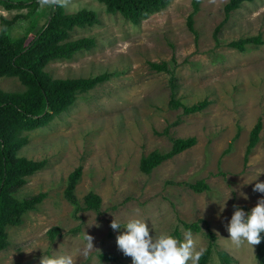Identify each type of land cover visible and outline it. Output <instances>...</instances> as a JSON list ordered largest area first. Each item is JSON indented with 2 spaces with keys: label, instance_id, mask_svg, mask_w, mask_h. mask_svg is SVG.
<instances>
[{
  "label": "rangeland",
  "instance_id": "1",
  "mask_svg": "<svg viewBox=\"0 0 264 264\" xmlns=\"http://www.w3.org/2000/svg\"><path fill=\"white\" fill-rule=\"evenodd\" d=\"M228 1L202 0L193 16L194 31L187 25L190 0H171L137 25L107 13L97 0H71L75 8H64L96 12L97 24L76 28L70 35L92 36L95 46L70 59L52 60L45 70L59 78L103 72L109 77L79 94L49 124L25 133L28 142L18 154L47 162L27 177L16 196L39 192L46 196L22 215L19 224L6 228L0 264H41L43 256L75 254L84 245L85 231L94 237L97 249L87 259L79 257L78 264H132L116 243L125 229L113 230L111 222L115 217L123 224L137 214L147 217L153 237L171 232L183 239L181 229H187L182 222H195L199 230L192 233L198 247L205 248L207 233L212 232L208 264H222L218 250L227 252L233 264H259L256 245L234 246L227 225L234 205L250 212L264 197L253 190L257 180L264 182V172L255 179L264 171V43L247 44L241 51L228 42L256 35L264 39V0L244 1L226 16ZM50 8L40 4L38 11L44 13L39 24ZM26 13L27 9L0 6V22L15 16L10 34L20 35L29 22L19 14ZM150 62H165L167 69L157 71ZM171 83L182 103L206 98L209 104L190 114L173 108ZM0 88L12 91L23 86L14 77H0ZM258 118L260 138L245 160L249 131ZM188 136L196 138L192 147L148 174L140 170L142 156L166 151L171 138ZM78 165L82 174L75 195L82 203L87 192L98 194V211L74 213L64 197L67 176ZM200 179L208 185L201 192L186 184ZM52 227L59 229L58 234L48 233ZM99 253L113 258L100 259Z\"/></svg>",
  "mask_w": 264,
  "mask_h": 264
},
{
  "label": "trees",
  "instance_id": "2",
  "mask_svg": "<svg viewBox=\"0 0 264 264\" xmlns=\"http://www.w3.org/2000/svg\"><path fill=\"white\" fill-rule=\"evenodd\" d=\"M104 5L105 11L119 14L132 24H139L165 8L171 0H97ZM192 11L187 17V25L193 28V16L200 9L202 0H190ZM244 1L229 0L224 5L227 16L230 11L238 8ZM40 0H0V6L5 10L27 9L26 14L19 17L27 18L29 24L17 36L10 34V27L17 18H1L0 22V77H14L23 88L21 90H3L0 88V250L7 245V231L9 225L21 222L22 215L35 208L46 196L45 192L18 198L16 192L27 182V177L33 175L46 165L45 159L34 160L19 155L18 151L28 142L26 132L49 124L57 115L67 110L77 96L94 88L97 84L108 79L106 72L88 77H53L45 70L52 60L70 59L74 54L89 50L95 46L92 36L70 39L71 32L76 28L90 27L99 22L95 11L81 8L75 12H66L64 7L51 6L44 21L39 20L44 11H38ZM264 39L260 35L249 36L228 42L230 47L244 50L247 44H262ZM150 67L157 71L166 70V63L150 62ZM172 80V78H171ZM169 103L173 108L181 107L183 113L190 114L203 110L208 99H202L191 105L182 103L175 98L174 84ZM262 120L258 118L249 131L248 143L245 148L244 159L252 152L260 138ZM171 147L166 151L153 150L141 157L139 168L143 173H150L152 169L165 160L192 147L196 143L194 136L185 138H171ZM82 174V167L78 165L67 176L64 188L65 199L73 205L74 213L85 210L98 211L101 198L89 191L82 203L75 195V188ZM192 190L201 192L208 188L204 180L186 182ZM191 231H198L195 222H182ZM59 229L52 227L48 230L51 236L58 234ZM209 235V242L204 248V254L199 264H208L214 248V235ZM261 242L256 245L255 257L259 264H264V232ZM217 254L222 264H233L227 252L218 250ZM100 259L113 258L111 254H98Z\"/></svg>",
  "mask_w": 264,
  "mask_h": 264
},
{
  "label": "clouds",
  "instance_id": "3",
  "mask_svg": "<svg viewBox=\"0 0 264 264\" xmlns=\"http://www.w3.org/2000/svg\"><path fill=\"white\" fill-rule=\"evenodd\" d=\"M43 6H58L72 10L75 5L71 0H40ZM264 171H259L255 179ZM254 179V180H255ZM254 191L264 193V182L255 183ZM229 197V196H228ZM245 199L247 196L245 195ZM234 212L227 225V231L232 244L236 247L260 244L261 233L264 232V197L260 198L250 212H245L239 205H234ZM146 218L134 215L125 223H120L114 217L111 222L113 230L125 229L116 237L118 249L127 257H131L132 264H199L205 249L198 247V239L191 230H183V239L171 232H163L155 237L150 235ZM99 226V225H97ZM84 245L75 254L64 253L41 258V264H78L79 257L87 259L94 249V237L84 232Z\"/></svg>",
  "mask_w": 264,
  "mask_h": 264
}]
</instances>
